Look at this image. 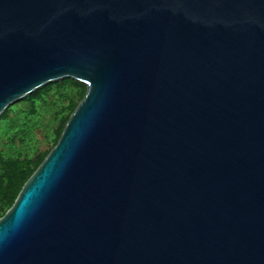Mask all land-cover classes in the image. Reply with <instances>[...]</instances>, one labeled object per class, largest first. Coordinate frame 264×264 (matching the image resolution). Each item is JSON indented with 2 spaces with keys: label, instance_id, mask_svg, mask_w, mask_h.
Instances as JSON below:
<instances>
[{
  "label": "water",
  "instance_id": "1",
  "mask_svg": "<svg viewBox=\"0 0 264 264\" xmlns=\"http://www.w3.org/2000/svg\"><path fill=\"white\" fill-rule=\"evenodd\" d=\"M64 78L0 264H264V0H0V115Z\"/></svg>",
  "mask_w": 264,
  "mask_h": 264
},
{
  "label": "trees",
  "instance_id": "2",
  "mask_svg": "<svg viewBox=\"0 0 264 264\" xmlns=\"http://www.w3.org/2000/svg\"><path fill=\"white\" fill-rule=\"evenodd\" d=\"M66 85L75 89L73 95L60 92ZM85 92L84 84L64 78L36 89L0 115V122H9L16 128L13 134H7V141L0 147V217L11 207L23 184L56 144ZM49 95L53 100L47 103ZM21 103L27 104L26 111L13 113V107ZM49 105L53 110L50 124L43 128L41 117L50 109ZM39 141H43V149L39 148Z\"/></svg>",
  "mask_w": 264,
  "mask_h": 264
},
{
  "label": "rangeland",
  "instance_id": "3",
  "mask_svg": "<svg viewBox=\"0 0 264 264\" xmlns=\"http://www.w3.org/2000/svg\"><path fill=\"white\" fill-rule=\"evenodd\" d=\"M60 92L62 93H67L68 95H73L75 93V89L70 86V85H66L64 86ZM52 95H49L47 98V103H49L50 101L53 100ZM49 110H47V113H45L44 115H42L41 117V123H42V127L43 128H47V126L50 124V119H51V113H52V107L49 105ZM27 109V104L21 103L18 105H15L13 107V110L15 112H25ZM16 131V128L14 126H12L9 122H0V147L4 145V143L7 141V134H13ZM45 147L43 141H39V148L43 149ZM30 153V151H29Z\"/></svg>",
  "mask_w": 264,
  "mask_h": 264
}]
</instances>
